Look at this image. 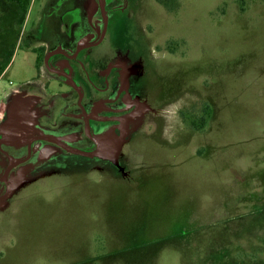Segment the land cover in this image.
Listing matches in <instances>:
<instances>
[{
	"label": "rangeland",
	"instance_id": "374dc122",
	"mask_svg": "<svg viewBox=\"0 0 264 264\" xmlns=\"http://www.w3.org/2000/svg\"><path fill=\"white\" fill-rule=\"evenodd\" d=\"M93 1L32 0L21 25L0 0V177L31 134L96 149L83 120L37 116L52 93L47 53L93 37L90 15L102 28ZM104 4L123 75L148 101L91 117L97 156L33 143L13 172L19 192L0 196V264H264V0Z\"/></svg>",
	"mask_w": 264,
	"mask_h": 264
},
{
	"label": "flooded vegetation",
	"instance_id": "af4514ba",
	"mask_svg": "<svg viewBox=\"0 0 264 264\" xmlns=\"http://www.w3.org/2000/svg\"><path fill=\"white\" fill-rule=\"evenodd\" d=\"M97 1L99 5L96 1H93L92 8L98 6L97 11L101 13L103 19L102 28L95 26V20L90 15L89 22L96 32L93 37L81 39L77 42H69L68 44L62 45L61 47H56L55 49L47 53L45 63L48 72L52 75V83L49 85L52 93L49 95V98H46L47 101H45V103L42 99L38 101L41 107H47V112H44L41 115H37L71 116L73 118L83 120L86 124L88 137L96 142V149L93 152L99 149L101 152L102 143L98 138V134H92L93 126L90 122L92 116H133V114H138V112H140L143 108L142 104L147 103L148 101L146 99H143V96H141L140 94L132 93V85L130 80L131 74L128 76L123 75V72H125V74L129 73L127 72L128 69L130 70L128 61L127 59H120L117 55V52H115L114 48L117 46V40H111L108 34L109 21L104 0ZM72 24L71 21H67V23L65 24L66 28H68L69 31ZM128 59L131 60V57ZM107 70L109 72H107ZM103 79L104 84H102ZM114 93H116L115 96L111 98L110 95ZM102 96L107 97L103 99ZM28 97L31 96L28 95ZM99 97L102 98L99 103L111 106L108 110L105 108L102 109L103 111L107 112L105 114L99 113L94 109L96 98ZM56 101L61 102L62 105H60L61 103L56 104ZM32 103L33 100L31 98V100L26 103V106L24 108L25 112H22L21 116H30L31 112H28V110L33 105ZM58 107L59 111L56 112ZM133 108H135V110L131 113L121 115L122 113H126ZM106 119H104L103 121H105ZM55 138H58L65 144H67L64 139L59 137ZM33 143H35V141L29 143L27 158L24 157L21 160H13L9 165H7L4 174L0 177V184H4L5 186L3 188H0V196L4 193V197H7L6 199H11L15 197V195L19 192L18 189L20 185L18 184H20L21 180L25 178L22 177V172L19 174V176H14L13 172L30 159V157L32 156ZM50 143H53L56 146L64 149L57 143ZM98 144L100 145V147L98 146ZM9 205L7 206L6 203L4 205V202H0V211H2L1 213L7 211L10 208Z\"/></svg>",
	"mask_w": 264,
	"mask_h": 264
},
{
	"label": "trees",
	"instance_id": "16d2710c",
	"mask_svg": "<svg viewBox=\"0 0 264 264\" xmlns=\"http://www.w3.org/2000/svg\"><path fill=\"white\" fill-rule=\"evenodd\" d=\"M8 1H10L11 3H14L15 5L19 7V9L21 10V15L18 21L21 25H24L26 17L29 13L32 0H8ZM2 32H3V28L0 25V34H2ZM14 48L15 46L12 45V47L10 48L7 54V64H8V61L11 60L15 55ZM4 71H5V68L1 69L0 74H2Z\"/></svg>",
	"mask_w": 264,
	"mask_h": 264
},
{
	"label": "water",
	"instance_id": "95a60500",
	"mask_svg": "<svg viewBox=\"0 0 264 264\" xmlns=\"http://www.w3.org/2000/svg\"><path fill=\"white\" fill-rule=\"evenodd\" d=\"M47 60H48V58H47ZM37 140H40V141L41 140H46V141L57 143L60 146H62L64 149H66V150H68V151H70L72 153L81 154V155H84V156L92 157V156H96V155L100 154V149L95 151V152H86V151H83V150H80V149H77V148H73V147L65 144L63 141H61L58 138L47 136V135L35 136L34 138H31L29 140V143H32V142L37 141ZM98 146L100 147L99 144H98Z\"/></svg>",
	"mask_w": 264,
	"mask_h": 264
},
{
	"label": "bare ground",
	"instance_id": "6f19581e",
	"mask_svg": "<svg viewBox=\"0 0 264 264\" xmlns=\"http://www.w3.org/2000/svg\"><path fill=\"white\" fill-rule=\"evenodd\" d=\"M33 99V98H32ZM34 105V104H33ZM28 112H31V109L29 108V110H28ZM28 118L30 117V116H27ZM36 117V116H35ZM128 117H130V116H128ZM128 117H126L125 118V120L126 119H128ZM24 119H25V117H24ZM21 121H22V119H20ZM22 122H25V120H23ZM22 122H21V124H22ZM28 133H30V132H28ZM19 134V133H18ZM40 134H37V135H35V134H31L30 136H26L25 138L27 139L28 137L30 138H33V137H35V136H39ZM18 136H20V135H18ZM28 138V139H29ZM98 138H99V140H100V142L102 143L103 142V140L100 138V136H98ZM18 143H19V141H18ZM21 143V142H20ZM104 145V144H103ZM103 147V146H102ZM108 147V146H107ZM103 148H105V147H103ZM109 148V147H108ZM105 152V151H104ZM112 154H113V151H112ZM115 157L114 156H112V159H114ZM4 205H5V203H4ZM3 206V205H2Z\"/></svg>",
	"mask_w": 264,
	"mask_h": 264
},
{
	"label": "crops",
	"instance_id": "0c3cea01",
	"mask_svg": "<svg viewBox=\"0 0 264 264\" xmlns=\"http://www.w3.org/2000/svg\"><path fill=\"white\" fill-rule=\"evenodd\" d=\"M1 75V74H0ZM28 95H30V94H28ZM24 99H25V102L27 103L29 100H31V97H28V96H25L24 97ZM33 100V99H32ZM25 117V119L22 117L21 119H22V121L23 120H27L28 119V117L27 116H24ZM2 253V252H1ZM1 253H0V255H1Z\"/></svg>",
	"mask_w": 264,
	"mask_h": 264
}]
</instances>
